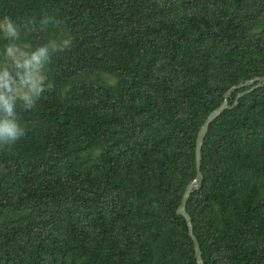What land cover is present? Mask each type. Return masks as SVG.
Segmentation results:
<instances>
[{"label":"trees","instance_id":"16d2710c","mask_svg":"<svg viewBox=\"0 0 264 264\" xmlns=\"http://www.w3.org/2000/svg\"><path fill=\"white\" fill-rule=\"evenodd\" d=\"M45 12L63 31L21 43L71 46L0 151V264H195L176 208L201 123L264 75V0H0L17 24ZM201 171L186 210L203 264H264V86L209 125Z\"/></svg>","mask_w":264,"mask_h":264},{"label":"clouds","instance_id":"9594fccd","mask_svg":"<svg viewBox=\"0 0 264 264\" xmlns=\"http://www.w3.org/2000/svg\"><path fill=\"white\" fill-rule=\"evenodd\" d=\"M65 21L45 12L37 22L35 17L17 24L9 16L0 19V35L7 41L0 49V151L14 145L25 135L18 108L30 111L36 108L45 93L55 89L49 79V65L55 53L71 46V37L49 39L35 47L21 43L24 35L45 31L53 26L63 31Z\"/></svg>","mask_w":264,"mask_h":264},{"label":"water","instance_id":"95a60500","mask_svg":"<svg viewBox=\"0 0 264 264\" xmlns=\"http://www.w3.org/2000/svg\"><path fill=\"white\" fill-rule=\"evenodd\" d=\"M264 86V75L254 76L250 79H246L238 84L231 85L224 93L222 102L213 110L209 112L205 120L201 123L196 140H195V176L187 183L181 196L179 205L176 208V214L184 218L187 226V232L193 242L195 264H203V258L201 254L200 244L197 237L194 234L193 223L190 214L186 210L187 201L195 190H198L202 186L203 174L201 171V149L203 146L205 135L208 131L209 125L218 117L220 114L227 109H232L238 104L240 97L249 93L257 88ZM248 87L245 90L239 91L233 102L230 104L228 99L231 93L237 89Z\"/></svg>","mask_w":264,"mask_h":264}]
</instances>
